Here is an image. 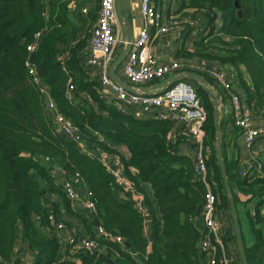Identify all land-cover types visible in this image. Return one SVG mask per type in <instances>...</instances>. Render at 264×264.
Listing matches in <instances>:
<instances>
[{
    "label": "trees",
    "instance_id": "16d2710c",
    "mask_svg": "<svg viewBox=\"0 0 264 264\" xmlns=\"http://www.w3.org/2000/svg\"><path fill=\"white\" fill-rule=\"evenodd\" d=\"M72 1L0 0V264L21 263L15 254L19 239L35 253L33 264H207V253L198 247L203 233L197 224L207 187L195 175L194 158L175 151L181 142L170 137L176 121L139 119L101 95L99 75L93 76L85 65L90 33L84 23L81 25L83 19L71 17ZM179 8L191 10L200 19L202 32L192 41L195 51L180 48L178 54L200 58L208 67L226 65L236 70V86L248 104L256 111L263 109L264 0H181ZM76 26L83 28L84 35L71 38ZM38 32L41 36L31 54L32 64L59 108L81 128L90 148L116 152L114 148L123 145L129 151V157L119 154L120 162L127 179L144 196L151 216L149 238L144 235L145 217L136 199L128 191L124 192L126 198L120 196L122 186L107 165L54 129L47 97L33 82L27 65L28 45ZM61 42L66 44L64 48L59 46ZM200 73L222 93L212 77ZM70 83L75 87L72 93L68 92ZM196 90L208 111L205 179L218 198L216 205L229 210L215 151V104L199 84ZM154 126L161 127V132L140 131ZM94 132L102 134L105 141L99 142ZM222 141L224 152L223 136ZM224 159L237 205L236 189L247 195V203L255 202L256 214L248 212L255 236L254 245L246 247L249 264H264V216L260 212L264 177L255 171L243 175L238 160H229L225 153ZM56 164L68 172L73 183L76 178L86 186L104 231L124 238L122 246L92 233L100 248H111L119 258L110 250L91 253L69 245L68 259L60 260L61 243L49 220L51 212L61 219L60 204L49 194L62 196L66 207L71 206L52 172ZM83 220L88 229L94 224L92 219ZM132 251L145 262H139Z\"/></svg>",
    "mask_w": 264,
    "mask_h": 264
},
{
    "label": "built area",
    "instance_id": "2783aa9c",
    "mask_svg": "<svg viewBox=\"0 0 264 264\" xmlns=\"http://www.w3.org/2000/svg\"><path fill=\"white\" fill-rule=\"evenodd\" d=\"M83 11L86 13L88 9L85 8ZM140 11L144 25L140 29L138 36L131 41V48L123 65V74L133 84L151 81L160 82L171 76L183 64L177 60L158 63L157 58L152 53H142L144 48L153 39L166 34H173L180 43L185 41V37L189 32L192 35V40L198 39L202 32L201 22L199 18L192 15L191 10L173 12L167 19H164L152 0H141ZM117 19L116 0H99L97 17L90 29L89 42L91 54L85 57V65L93 74L97 73L99 75L102 86L110 88L109 94L106 93L110 97H107L104 93L103 95L109 98L108 102L114 103L119 109L125 111L139 107L142 113L151 115L162 108H166L167 112H158L161 118L169 117L188 126L197 148L194 157L195 175L197 178L203 179L207 187L204 208L200 218L197 220L202 227L203 233L198 247L202 252L207 253V264H216L218 257L219 264H236L234 253L228 249L224 237L220 233L224 207L216 205L218 198L212 191L211 185L205 179L207 164L204 124L208 111L194 85L187 80H179L161 92L156 90L147 92L139 88L129 91L123 85L112 80L108 70L113 61L114 48L119 44H127V39H123L119 34L114 33L113 29L117 23ZM35 36L36 40L28 45L30 58L27 61V65L33 82L39 85L41 92L48 99L46 105L47 110L52 116L54 129L76 142L86 153H90V145L84 137L83 131L59 108L46 85L41 82L32 64L31 54L36 50L41 32L36 33ZM202 69L214 79L215 83L229 100L233 111V122L240 128L245 145L251 147L259 137L264 135V126L256 124L257 119L264 117V108L256 111L248 104L245 94L241 93V90L238 89L236 82L229 76L226 67L205 66ZM74 88V84L70 83L68 85V92L72 93ZM94 135L97 136L99 142L105 141L104 136L99 132H94ZM45 160L51 161L50 157H45ZM104 163L122 186L123 192L128 191L133 194L136 191L134 184L125 176L121 162L117 165L118 159L114 163ZM249 169L264 177V163L258 156H251ZM61 185L66 198L71 201L72 207L76 209L80 196L75 184L70 178H66ZM136 201L137 207L145 215L147 212L146 206L137 198ZM86 206L89 211L96 212L92 199L87 200ZM260 212L264 216V205L261 207ZM255 214L256 212L253 207L252 215ZM49 220L59 235L62 232L68 234V243L73 249L84 248L93 253L102 248H100L95 239L83 236L78 237L75 231L71 230L64 220H58L53 212L49 214ZM98 229L99 235L108 237L122 246L125 244L123 237L105 232L102 226Z\"/></svg>",
    "mask_w": 264,
    "mask_h": 264
},
{
    "label": "crops",
    "instance_id": "0c3cea01",
    "mask_svg": "<svg viewBox=\"0 0 264 264\" xmlns=\"http://www.w3.org/2000/svg\"><path fill=\"white\" fill-rule=\"evenodd\" d=\"M126 1H127V13H128V15L124 13L122 16H120L118 14L117 23L115 24L114 29H113L114 33L119 34V36L123 39H127V35H128L129 31L133 32V38L137 37L139 32H140V29L144 25V20H143L141 11H140V1L141 0H126ZM152 2L157 7V9L159 10L160 14L162 15V17L164 19H167L169 17V15L171 13L175 12V10H177L181 5V0H161V2L160 1L156 2V0H152ZM92 3L88 0H73L72 1L71 17L73 18L74 21H77L78 20L77 19L78 12L80 9L81 14L79 16V21H81V19L84 20L81 22V25H82V23H84L85 28L91 27L93 25V23L95 22V16L97 15V12H98L99 0H97V4L96 3L92 4ZM85 8L88 9V11L86 13L83 11V9H85ZM77 10H78V12H77ZM82 29L78 30V26L74 27L73 36L71 38H73V37L78 38L80 35H84V32H82ZM71 41H73V39ZM192 41H193L192 35L190 32L185 37V41L183 43H180V41H178V39L173 34H166V35L160 36L159 38L153 39L144 48L142 53H144V54L148 53V52L152 53L157 58L158 63L172 62V61H176V60L180 61L183 64V66L180 67L178 70H175L172 75L181 74V73H184L185 71H196V72L200 73V71H203V69H202L203 67L208 66L207 62H205V61H203L197 57L188 58V57H182L181 55L178 54L180 48H185L187 50L195 51L196 48L194 47ZM59 46L61 48H64L66 46V44L61 42L59 44ZM125 47H126V45L119 44L114 48L113 60L120 54V52L123 49H125ZM85 51H86V56L91 54L89 38L86 41ZM126 57H125L124 61L122 62L121 66L117 69V74L121 78H123L124 81L126 83H128L133 90L136 88H139V89H142L143 91H149L151 88H153V86H154V84H156V82H159V81H151V82H146V83H142V84L130 83L123 74V65H124V62L126 60ZM215 66H219V65H215ZM226 69H227V67H226ZM227 70H228L229 76L234 80V82H237L238 74L236 73V71L234 69L233 70L227 69ZM108 72H109V70H108ZM242 72H243V75L247 77L245 69L242 68ZM92 75L97 76V73L96 74L92 73ZM183 80H185V79H183ZM187 81H191V80L187 79ZM194 81H196V80H194ZM46 88H48V87L46 86ZM48 90H49V88H48ZM109 92H110L109 87H107V86L104 87L101 85V95L107 101L109 99L107 97H110V95H107L106 93L109 94ZM242 92L243 91H241V93ZM103 93L107 97L105 95H103ZM217 99L222 101L221 105L219 106L220 119H221V122L223 119L224 124H225L223 131H222L223 140L225 141V144H226L224 153L229 160L235 159V160L239 161L240 166L242 167V171H243L242 173H244L246 171L249 172L251 170L249 168H250V158L252 155L258 156L264 161V135L259 137L253 143V145L251 147H247L244 143V137H243L242 132L240 131V128L237 127L233 122V117H232L233 111H232L229 100L226 98V96L223 92L222 93L220 92V95L217 96ZM125 112L132 114L133 116H135L139 119H146V120H149V119H153V120L170 119L169 117L168 118H161L158 115V112H161V113L167 112L166 108H162V109H160V111H156L151 115L142 113V111L140 110L139 107H136L133 110H125ZM256 124L260 125V126H264V117L257 119ZM176 125H177L176 129L172 133H170V137L174 138L175 140H176V138H179L181 140V142L179 143V147H178L179 151H182L186 154H189L194 158L196 151H197V148H196L194 138L188 129V126L185 124L179 123L177 121H176ZM180 127H182V128H180ZM140 131L143 133H153V132L160 133L161 127L154 126V127L147 128V129H140ZM72 142L74 144H76L77 146H79L76 142H74V141H72ZM80 149L83 152H85L83 148L80 147ZM114 149L116 150V152H109L104 148L95 146V147H91L90 153H87V154H93L94 156L98 157L103 162H113L114 163L115 160L118 159L117 165H119V163H120L119 154L123 155L125 157H129V151L127 150V148L125 146L119 145V146H116ZM52 172L55 176L57 184H61L66 178H70L68 175V172H66L58 164L53 166ZM133 172L136 173L137 170L133 169ZM74 181H75V183H74L75 187H76L77 191L79 192V196H80V199L77 202V208L76 209L72 207L71 201L68 198L67 199L69 200L68 202L71 206L70 207L71 209L66 207L64 198L62 196L55 195L52 193L49 194L51 199L57 201L60 204V211L58 213V216L61 218V220H64L67 223V225L70 227L71 230L75 231V233L78 235V237L83 236V237L92 238L93 232L97 236H102V235H99V233H98L99 232L98 228L101 225L100 226L96 225V220L98 219V218H96V212L89 211L87 206H86L87 200L91 199L86 186L84 184H82L81 181H77L76 178L74 179ZM149 188H150V186H149ZM149 188H148V190L151 189V188L150 189ZM235 192L237 193V195L240 199V202H238V205L239 204H242V205L245 204L246 205L247 201H248L247 195H245L242 192H239V190H237V189L235 190ZM150 193H151V191H150ZM120 196L124 197V198L127 197L123 191L120 192ZM132 197H134V199L137 198L138 200H141L142 203H144L143 194H141L137 190L132 194ZM251 203L255 204L254 201H251ZM239 216H240V214H239ZM83 217L86 219L88 218V219L94 220V224L92 226H90V229H88V226L85 224ZM144 217H145L144 235L147 238H149L150 233H151V229H150L151 216H150V214H148V210L145 213ZM37 218L39 219V217H37ZM240 221H241V219H240ZM241 225H242L243 237H244L246 247L251 248L254 245L255 236H254V233L252 231L250 219L247 221V227H246L247 235H246V237H245V230H244L242 222H241ZM42 230L45 232L44 228H42ZM55 232H56V234H58L59 240L61 243L60 250H59L60 260L64 261V260L68 259V256L66 255V252L69 248L68 234H66L65 232H62L59 235V233L56 231V229H55ZM220 233L222 234L224 239L227 240L228 249L232 253H234V255L236 257V264H241L238 242L234 238L235 230L233 227L232 217H231L229 210L226 207H224V214H223L222 226L220 229ZM101 249L113 251L111 248H106L105 246H103ZM113 252L115 253V256L117 258H119V255L116 254L115 251H113ZM15 254H16V256L20 257V259H21L20 264H33V262L35 260V253L27 247V245L23 242L22 239H19L17 242ZM132 255L135 256L139 260V262H141V263L145 262V259L139 253L132 251Z\"/></svg>",
    "mask_w": 264,
    "mask_h": 264
},
{
    "label": "water",
    "instance_id": "95a60500",
    "mask_svg": "<svg viewBox=\"0 0 264 264\" xmlns=\"http://www.w3.org/2000/svg\"><path fill=\"white\" fill-rule=\"evenodd\" d=\"M238 6V3L236 4ZM116 9L117 12L120 16H122L124 13L128 15L127 13V1L126 0H116ZM239 15L241 14L240 11H238ZM133 39V32L129 31L127 35V44L125 49H123L120 54L113 60V62L110 65L109 68V75L112 78L113 81L116 83H119L123 85L126 89L129 91H133V89L130 87L128 83L124 81L123 78H121L117 74V69L121 66L122 62L124 61L125 57L127 56L128 52L130 51L131 48V41ZM33 59V55L31 57ZM196 80L199 82L200 86L210 95L212 100L214 101L215 104V126H216V140H215V151H216V156L220 164V169L221 173L223 176V184H224V189L225 193L227 195V199L229 202V211L232 217L233 221V227L235 230V236L236 240L238 242L239 246V255H240V261L241 264H249L248 260V255H247V250H246V244L244 241L243 237V231H242V225L240 221V216H239V210L238 206L235 200L234 193L231 189V185L228 179V173H227V168H226V162L224 159V152H223V141H222V122L220 119V109L219 106L221 105L222 101L217 99V96L220 95V92L217 90L215 86L210 87V81L204 77L202 74L196 72V71H185L184 73L181 74H174L163 81H160L156 84H154L153 88L150 90H156L158 92H161L162 90L168 88L172 84L176 83L179 80ZM149 90V91H150ZM148 92V91H147ZM175 151H179V148L176 147ZM197 224H199V221H197ZM96 225L100 226L101 221L99 219L96 220ZM128 247H131L130 243H126Z\"/></svg>",
    "mask_w": 264,
    "mask_h": 264
},
{
    "label": "rangeland",
    "instance_id": "374dc122",
    "mask_svg": "<svg viewBox=\"0 0 264 264\" xmlns=\"http://www.w3.org/2000/svg\"><path fill=\"white\" fill-rule=\"evenodd\" d=\"M88 1H90L92 4H97V0H88ZM77 9V8H76ZM77 12H78V10H77ZM175 12H186L185 10H183V9H180V8H178L177 10H175ZM80 14H81V12H80V9H79V12H78V20L77 21H79V16H80ZM92 27V26H91ZM91 27H88L87 28V31H88V33H90V29H91ZM225 67H227V69H231L230 67H228V66H226L225 65ZM231 70H233V69H231ZM236 71V70H235ZM236 73L238 74V72L236 71ZM205 77V76H204ZM191 84H193L194 85V87L195 88H197V86H198V83L199 82H197V81H194V80H191V81H189ZM213 87V85H212V83H210V87ZM254 205L255 204H253V203H251V202H249V203H247L246 205L245 204H239L238 205V210H239V214H240V219H241V222L243 223V227H244V230H245V237H246V235H247V232H246V227H247V221L249 220V214H248V212L249 211H252V208L254 207ZM230 212V211H229Z\"/></svg>",
    "mask_w": 264,
    "mask_h": 264
}]
</instances>
